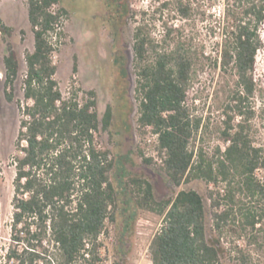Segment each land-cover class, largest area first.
Returning a JSON list of instances; mask_svg holds the SVG:
<instances>
[{
  "label": "trees",
  "instance_id": "1",
  "mask_svg": "<svg viewBox=\"0 0 264 264\" xmlns=\"http://www.w3.org/2000/svg\"><path fill=\"white\" fill-rule=\"evenodd\" d=\"M26 1L33 50L24 52L10 238L7 247L0 244V264H103L106 222L118 211L110 175L123 177L125 171L99 144L95 92L77 86L73 76L63 92L56 78L67 11H51L58 0ZM220 1L216 18L212 9ZM129 8V0H122L119 17ZM132 15L138 131L155 137L158 166L173 185L205 182L212 228L208 237L204 201L195 190L157 201L149 181L128 176L120 183L124 209L161 218L149 244L151 264H224V258L264 264V109L259 117L255 105L264 0H150ZM196 18L215 22L209 33L217 38L214 66L236 78L211 152L199 145L207 126L188 105L193 80L210 59L195 44ZM0 30L10 35L12 29ZM4 67V96L12 102L18 61L9 43ZM112 117L107 106L103 130Z\"/></svg>",
  "mask_w": 264,
  "mask_h": 264
},
{
  "label": "rangeland",
  "instance_id": "2",
  "mask_svg": "<svg viewBox=\"0 0 264 264\" xmlns=\"http://www.w3.org/2000/svg\"><path fill=\"white\" fill-rule=\"evenodd\" d=\"M122 0H58L55 8H64V39L55 56L56 78L63 92L67 91L70 77L83 90L96 94L97 115L100 120L99 144L111 152L116 165L123 167L125 175L110 178L118 190V211L114 220H107L106 234L102 237L103 264H151L150 241L159 228L161 218L141 209L126 211V198L121 184L128 176H139L149 181L157 201L173 198L180 190H195L204 201L207 236L212 235L210 204L207 185L202 180H193L176 187L158 166L155 137H142L137 126V101L135 97V69L133 54L134 11L149 7L150 0H129L127 16L119 17ZM222 1L217 2L212 12L218 16ZM196 17V16H195ZM178 23V22H176ZM215 22L194 23L195 44L203 47L206 66L197 72L190 92L188 105L191 114L201 119L202 127L207 126L206 135L199 145L211 152L217 143V128L221 122V109L228 93L234 88V75L224 73L214 66L217 56V38L209 35ZM0 26L10 27V35L0 30V244L7 247L10 238L12 215V181L15 175L11 165L14 155V140L18 130L19 113L17 102L23 99L22 78L26 65L24 52L33 50V33L27 17L26 0H0ZM192 25L187 26V30ZM264 43V27L262 28ZM9 43L18 61V76L14 82L13 101L4 96V57ZM74 62L77 70L73 74ZM255 78L260 90L255 100L259 117L264 119V48L256 56ZM107 106L112 108V122L107 130L102 129V118ZM151 158L153 164L143 160ZM264 258V257H263ZM262 258V260H264ZM224 264H237L230 258Z\"/></svg>",
  "mask_w": 264,
  "mask_h": 264
},
{
  "label": "built area",
  "instance_id": "3",
  "mask_svg": "<svg viewBox=\"0 0 264 264\" xmlns=\"http://www.w3.org/2000/svg\"><path fill=\"white\" fill-rule=\"evenodd\" d=\"M51 11H52V12H54V11H55V6H53V7L51 8Z\"/></svg>",
  "mask_w": 264,
  "mask_h": 264
}]
</instances>
